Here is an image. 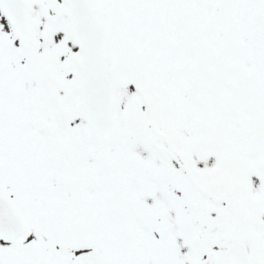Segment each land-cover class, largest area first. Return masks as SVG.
I'll return each instance as SVG.
<instances>
[{"label": "rangeland", "instance_id": "obj_1", "mask_svg": "<svg viewBox=\"0 0 264 264\" xmlns=\"http://www.w3.org/2000/svg\"><path fill=\"white\" fill-rule=\"evenodd\" d=\"M88 2L108 38V69L121 68L119 82H132L128 87L134 91H139L135 79L144 82L158 121L161 115L170 128L159 131L170 132L173 144L168 139L161 144L155 132L143 130L139 136L153 148L146 164L123 162L135 158L123 150L133 133L127 126L143 122L145 112L136 118L128 112L132 105L119 83L114 105L119 134L105 143L95 140L79 95V48L62 26L53 30L51 6L61 9L67 27L69 8L61 0H28L30 28L36 29L33 53L73 119L72 135L65 162L53 145L50 118L38 111L41 90L30 51L13 34L11 42L0 8V107L5 109L0 180L13 192L4 190L36 227L59 224L54 210L62 206L55 203L64 205L69 220L81 204L76 216L87 227L81 252L100 249L103 264H184L188 249L195 264H232L240 244L255 264H264V0ZM67 36L65 44L60 42ZM22 71L27 76L19 79ZM30 88L33 119L44 117L49 132L36 125L31 140L22 142L19 108L9 106L28 96ZM139 104L145 110L142 100ZM161 105L167 109L159 115L155 106L159 111ZM59 170L68 184L57 182ZM83 207L92 223L105 224L98 235L102 240L107 233L106 243L90 238ZM122 222L127 232L119 237ZM8 249L0 243V256Z\"/></svg>", "mask_w": 264, "mask_h": 264}, {"label": "water", "instance_id": "obj_2", "mask_svg": "<svg viewBox=\"0 0 264 264\" xmlns=\"http://www.w3.org/2000/svg\"><path fill=\"white\" fill-rule=\"evenodd\" d=\"M101 62H102V64H103V58H101ZM107 85H108V83H106ZM110 84V83H109ZM56 121V120H55ZM67 124V120L65 119V117H63L62 118V121L61 122H58V121H56V123H55V126H56V130H57V132H60V131H62V130H65L66 128H65V125ZM62 138H63V142L65 143V141H66V133H64V135L62 136ZM64 145V144H63ZM244 264H246L245 262H243Z\"/></svg>", "mask_w": 264, "mask_h": 264}, {"label": "bare ground", "instance_id": "obj_3", "mask_svg": "<svg viewBox=\"0 0 264 264\" xmlns=\"http://www.w3.org/2000/svg\"><path fill=\"white\" fill-rule=\"evenodd\" d=\"M21 77V75H20ZM2 80H5V79H2ZM24 112V110L22 109V107L19 108V115L22 114Z\"/></svg>", "mask_w": 264, "mask_h": 264}]
</instances>
